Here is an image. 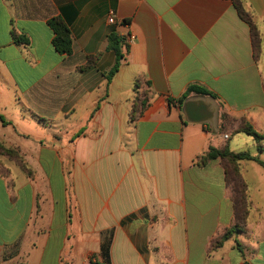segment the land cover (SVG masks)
Masks as SVG:
<instances>
[{"label": "crops", "instance_id": "obj_1", "mask_svg": "<svg viewBox=\"0 0 264 264\" xmlns=\"http://www.w3.org/2000/svg\"><path fill=\"white\" fill-rule=\"evenodd\" d=\"M243 3L258 60L233 0H0V143L25 165L1 156L0 264H264V150L233 141L264 135V0ZM111 34L131 43L108 79ZM193 85L216 97L179 103ZM225 147L258 160L239 164L243 231L215 247L237 223L230 164L201 157Z\"/></svg>", "mask_w": 264, "mask_h": 264}, {"label": "trees", "instance_id": "obj_2", "mask_svg": "<svg viewBox=\"0 0 264 264\" xmlns=\"http://www.w3.org/2000/svg\"><path fill=\"white\" fill-rule=\"evenodd\" d=\"M233 1L239 17L250 27L254 57L256 60H258L261 56V51H262V41H263L262 36L254 22L253 15L250 12H248L247 9L245 8L243 0H233ZM48 24L54 33V38H53L54 48L61 54L70 55L72 52V39H71V32L68 26L63 22L61 18H53L48 22ZM16 40L18 41V43L24 45H28L30 43V40L27 37L21 35L16 37ZM128 47L129 46L125 43L124 39L118 37L115 34H111L109 36L108 50L112 51L115 54L116 63L112 68V70L110 71L108 79H111V77L118 71V68L120 66L119 61L123 57L124 50H128ZM192 93L197 95H209L214 98L216 97L214 93L208 91L207 89L198 85H193L190 86L187 89V91L184 93V95L181 97V99H179V103L182 104L183 100ZM146 100L147 97L139 101L141 105L140 109L134 108L132 112L133 120H136L137 117H139L142 114V111L146 107ZM224 118L227 117L225 116ZM227 123H229V121ZM225 128H227V124L224 125L222 131L225 130ZM235 132L244 133L248 136L253 137L256 143L258 144V150L259 151L264 150L262 145L260 144L262 141H264V135L258 133L250 124L246 122H242L240 127ZM0 155L9 158H11V156H14L15 159L21 162V164L23 163L22 158L18 156V152L15 149L6 148L3 145H1V143H0ZM219 158L222 160H226L230 164V166L227 167L226 170V175H227L226 177L228 183L233 185L234 206H235L237 223L232 228L228 229L222 237H220L214 242L215 247L220 246L223 243V241L228 240L233 235L243 231L240 225L245 222L246 217L249 214L250 205L247 196L248 187L239 171V164L245 160H256V161L258 160L257 158L251 156L249 153L246 152L234 153L231 152L228 147H225L223 149L210 148L201 157V161L207 162ZM23 168H25L24 163H23ZM104 253L107 255L108 253L107 248L104 249Z\"/></svg>", "mask_w": 264, "mask_h": 264}, {"label": "rangeland", "instance_id": "obj_3", "mask_svg": "<svg viewBox=\"0 0 264 264\" xmlns=\"http://www.w3.org/2000/svg\"><path fill=\"white\" fill-rule=\"evenodd\" d=\"M238 137V138H237ZM234 138L235 139H233V141H234V143L236 142V143H239L241 146H243L245 149L244 150H248V152H255L258 148H257V145H256V142H254L255 143V145H256V147H254V148H251V146L250 145H244L245 144V140L246 141H249V144H250V142L253 140V138L251 137V136H247V135H245V134H239V135H235L234 136ZM240 138H243V139H240ZM253 142V141H252ZM261 145L263 146V149H264V141H262V143H261ZM11 148H13V149H15L16 150V148H14V147H11ZM17 151V150H16ZM6 157V156H5ZM11 158H12V160L15 158L14 156H11ZM2 160H3V158L1 157V155H0V164H1V162H2ZM12 173L13 174H15V173H21V171H20V169L18 168V167H16V166H14L13 164H12Z\"/></svg>", "mask_w": 264, "mask_h": 264}, {"label": "built area", "instance_id": "obj_4", "mask_svg": "<svg viewBox=\"0 0 264 264\" xmlns=\"http://www.w3.org/2000/svg\"><path fill=\"white\" fill-rule=\"evenodd\" d=\"M114 22V18L113 17H111L110 19H109V23H113ZM125 43L127 44V45H129L130 43H131V38L130 37H128L126 40H125ZM225 138H228V136H225ZM84 264H97V259H96V257H90L89 259H87L85 262H84Z\"/></svg>", "mask_w": 264, "mask_h": 264}, {"label": "water", "instance_id": "obj_5", "mask_svg": "<svg viewBox=\"0 0 264 264\" xmlns=\"http://www.w3.org/2000/svg\"><path fill=\"white\" fill-rule=\"evenodd\" d=\"M187 102H188V101H186V103L184 104V109H186V106H187Z\"/></svg>", "mask_w": 264, "mask_h": 264}]
</instances>
